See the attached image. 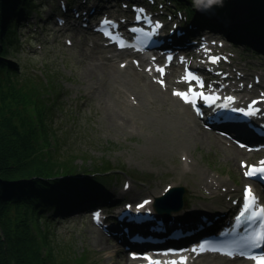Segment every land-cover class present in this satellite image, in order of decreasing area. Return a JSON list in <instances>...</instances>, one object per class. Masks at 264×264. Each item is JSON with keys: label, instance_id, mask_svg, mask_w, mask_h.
I'll use <instances>...</instances> for the list:
<instances>
[{"label": "rangeland", "instance_id": "1", "mask_svg": "<svg viewBox=\"0 0 264 264\" xmlns=\"http://www.w3.org/2000/svg\"><path fill=\"white\" fill-rule=\"evenodd\" d=\"M62 1L34 0V6L28 11L29 17L26 18L25 25L21 26L23 21H20L17 26L18 32L14 35L13 50L9 56L11 60H16L18 64L29 69L28 72L35 69L46 79L49 75L51 85L55 89L48 94L50 99L47 103L46 116L44 112L40 114L42 126L47 128L51 124L57 130V136L65 140L62 156L71 159L76 157L74 161L76 170L86 174L84 178L95 183L96 193L84 201H87L88 205L98 203L96 207L102 206L106 213L111 209L115 210L116 207L125 204L127 199L113 200L115 192L113 188L116 185L124 186L123 182L129 180L130 193L137 198L139 195L155 199L167 192L170 187L185 186L186 191L182 193L184 207L172 211L180 222L224 207L222 196L226 193H240L245 182L239 180L237 170L234 169L235 164L240 168V174L243 173L240 162L245 157L239 155L234 159L235 152H241L240 148L226 137L199 124L200 129L208 133L204 137L206 144L197 142L185 150L162 156L154 152L147 146L148 143L144 142V137L156 131V126L160 124L194 125L196 122L190 115L193 114L190 107L186 113L179 99L170 98L172 87L168 89L163 87L162 90L165 91L159 94L151 88L150 98L134 99L133 92H138L139 89L138 81L132 75L129 65H121L120 69L115 67L120 65L117 59L110 62L113 68L100 66L96 70L98 78L105 80L104 87H107L102 91L98 90L96 85H100V82L89 70L93 62L92 56L96 57L94 61H99L98 57L102 53L98 45L94 46L88 42L83 45L82 35L76 36L73 44L66 43V39L73 36L74 28L70 29L69 24L59 27L53 20V12ZM226 1L232 23L239 24L242 20L245 22L249 20L248 1L222 0V8ZM197 3L198 6L202 4L200 0ZM120 7H124L122 3ZM168 7L184 10L173 2ZM71 8L69 14L72 15ZM84 8L85 5L81 10ZM220 9L217 7L212 11ZM199 11L205 9L199 7ZM25 16L20 14L19 19ZM236 26L237 29L243 28ZM223 30L226 31L227 28ZM247 33L250 36V32ZM223 37L220 39L221 42L235 53L234 63L231 65L224 63L223 66L230 74L234 68L237 72H245L247 82L254 83V76L259 75L263 82L248 97L259 94L264 88V55H258L252 49L235 47L230 40ZM7 46L9 47L8 43ZM130 64H133L132 61ZM135 68L142 72L138 67ZM31 75L35 76L34 73ZM150 78L152 79L151 76ZM156 83L158 84L157 81ZM108 91L111 99L106 95ZM123 122L127 123V128L120 127L119 124ZM52 138L55 145L54 137ZM68 151L71 156L67 155ZM259 155L246 159L256 160ZM183 160L198 163L207 170V178L214 179L220 185L208 188L197 174L189 170L190 167L185 175L180 174L179 164ZM105 168L109 171H104ZM235 180L240 184L239 189ZM81 189L86 190V186H81ZM232 200L233 198L230 203ZM50 212L51 210L47 209L45 214L50 215ZM90 214V212L73 214L72 218L54 216L58 219L52 222V232L56 242L62 243L65 248V257L72 255L74 264H127V257L123 253L115 254L113 258L108 256L109 248L104 246L110 244L112 239L108 238L103 244L96 241L98 232L89 217ZM40 222L44 225V217ZM0 234L2 235L1 232Z\"/></svg>", "mask_w": 264, "mask_h": 264}, {"label": "trees", "instance_id": "2", "mask_svg": "<svg viewBox=\"0 0 264 264\" xmlns=\"http://www.w3.org/2000/svg\"><path fill=\"white\" fill-rule=\"evenodd\" d=\"M13 1L0 0V264H74V257H65V248L56 242L53 220L45 211H57L62 202L67 206L74 204L75 195H82L75 193L78 186L89 183L94 189L95 183L76 170V157L62 156L65 140L57 136V130L51 124L42 126L40 114L44 112L46 116L48 94L55 89L49 75L46 79L35 69L28 72L10 59L19 15H26L34 5L33 0H20L17 4V0ZM196 1L187 6L189 17L195 22L214 29L230 25L232 16L227 1L222 8V0H204L209 9L221 8L217 15L227 18L221 22L205 12L198 15ZM245 1L249 3V20L238 26L264 42V0ZM244 37L241 32L232 34L234 40L245 43ZM260 50L264 52V48ZM67 155L72 154L68 151ZM105 169L99 170L109 171ZM42 217L44 225L40 222Z\"/></svg>", "mask_w": 264, "mask_h": 264}, {"label": "bare ground", "instance_id": "3", "mask_svg": "<svg viewBox=\"0 0 264 264\" xmlns=\"http://www.w3.org/2000/svg\"><path fill=\"white\" fill-rule=\"evenodd\" d=\"M185 6L186 5H184V7ZM195 36H196L195 38H197L198 41H200L201 37H199V35H195ZM223 38L227 39V37H223ZM229 38H231V37H229ZM191 48L192 49H196L195 47H191ZM111 56L112 55H107V54L101 55V56L98 57L99 61H94L96 57L92 56L93 62H92V65H91L89 71L100 82V85L99 84L96 85L98 90L101 89V91H102L104 89H107V87H104L105 86V80H101L100 78H98V76L96 74V70L100 66H106V68H110V69L113 68L111 63H110L112 61L111 60ZM205 62H206V60H205ZM198 63L204 64V60L201 59L200 61H198ZM113 66H115V65H113ZM115 67L120 69L122 66L119 65V66H115ZM128 67L130 69H132V75H134L135 78L137 79L138 86H139L138 92L137 91L133 92L134 99H139V98H142V97L150 98L151 94H150L149 90H151V88H153L154 91L157 94H159L160 92L165 91V90H162L163 88L161 86H159L156 82H154L150 78L151 71H152V70H150V68H148V67L140 68L142 72H138L137 68H135L133 65H129ZM174 75L176 76V73ZM249 91H251V90L249 89ZM106 95H107V97L109 99H111L109 91L106 92ZM129 98H130V96H129ZM170 98H172L173 100H178V98L176 96L172 95V93H171ZM181 105H182V109H184L185 112L188 113V111H187L188 104H185V103L181 102ZM178 113H180V112L178 111ZM193 114H190V115L192 116L193 120L196 122L194 125L193 124H186V123L185 124L184 123H180V124H178V126L177 125H173V124H160V125L156 126V131H154L153 133H149L150 135L148 137H144V142L148 143L147 146L152 148L153 151L156 152L159 156H162V155H165V154H169L170 152H177L179 150H185L186 148H188L190 146H193L194 144H197V142H198V144H206V139L204 137L207 136L208 133H207V131H205V130L203 131L202 129H200L199 121ZM222 114H223V112L220 111L219 114H218V118H220L222 116ZM256 120H257V118H256ZM205 123L210 128H213L215 126V124L210 123V122H205ZM119 125H120V127L122 129L127 128V126H128L126 122L120 123ZM219 125H220V123H219ZM243 132L246 133V134H249L246 129H243ZM228 135H230V134H228ZM230 136H232V138H236V137H233L234 135H230ZM253 136H255V135L253 134ZM240 150H241V152L240 151L239 152H235L234 159H236V157L239 156V155H242L244 157H248V155L251 153V152L248 153L246 150H242V149H240ZM243 151H245V152H243ZM188 167H190L189 170L193 171L195 174H197L199 176V178L202 181H204L203 184H205L208 188H212L214 186H219L220 185V183H218L214 179H208L207 178V176H208L207 170L204 169L203 167H201L198 163H190L188 161H184L183 160L182 163L179 164L180 174L185 175L186 171L188 170ZM234 169L237 170L236 173H237L238 178H239L240 181H245L246 182L248 180L243 175L244 172L240 174V168H237L235 164H234ZM235 183L237 185V188L239 189L240 188L239 182L235 180ZM123 184H124L125 187L124 186H120V185H116L113 188V189H115L113 200L119 201V200H122V199H125V200L127 199L126 203H130L131 204L130 206L135 207V204H137L138 202H141L142 200L145 199V196H139V195L135 194V195L138 196V198H137V197L131 195V193H130V191H131V182L129 180L124 181ZM236 195H237L236 192H233L231 194H228V193L224 194L222 196V199H221L224 207H222L221 210L216 209L215 213H211L210 216L207 218V220H205V223H208V222L213 223L214 221L209 220V219H214V216H215L216 213L219 214L218 219H220L221 216H222V218L224 217L223 220H225V218L229 217L230 216L229 215V211L232 210V208H233V205L230 203V201H231L232 198H235ZM231 196H233V197H231ZM125 204H123V205H125ZM150 207H153V202L148 203L145 208H149L150 209ZM118 209H120V206L117 207L115 210L111 209L104 216V219H106L107 223L110 226H112L113 228H115V229L117 227L121 228V226L127 227L126 224H128V222L132 223V220H135L134 218H130L132 220H128V222L126 220L119 221L115 217V214L117 213ZM175 217L176 216H174V217H172L170 219H167V220H163L164 223H167V224H165V226H169V225L173 226V223H171V222L174 221ZM198 217H200V216L199 215L194 216L195 219H197ZM244 217L245 216H243V218ZM232 218H233V216H230L229 218H227V221L228 222L231 221ZM200 220H201V217H200ZM140 221H142V223H143L140 226H145L146 228L151 223L155 222V220H153V219L143 220V218H141ZM177 222H178V220H177ZM219 222L220 221H218V224H219ZM192 223H195V225H197V226L200 224V223H197V222H191L189 224H186L183 227H185V228L188 227L189 228L190 226H193ZM177 226L178 227L181 226L180 222L177 223ZM207 228L208 227L206 225V227L204 229H202V230L198 229L197 233L191 235V237L193 239H198L197 237H200V238H207V240H210L208 237H212L214 235H219L218 238H223L221 235H223V233L225 231L229 232V229L219 231L220 229L216 228V229H214L215 231H210ZM97 231H98V237H96V241L100 242L101 244H103L104 242H107L106 237H104V233L102 231H100V230H97ZM211 241L212 240H210V242ZM215 245H216V249H218V252L222 253L223 250H220L221 246L219 244H217V243H215ZM104 247L109 248L108 256L110 258H113V256L115 255V251H114V248L112 247V244H107ZM262 247H263V245L261 246V249H262ZM225 250H227V249H225ZM229 250H231V249H229ZM237 250H240V249H233V251H228V252H231V253H228V254L225 253V256L232 257V256H234L236 254H241V253H245V254H255V253H257L256 251H254L252 249H250L252 251H246V252H240V251H237ZM127 261L129 262L127 264H134V260L133 259L127 258ZM251 262H252L251 260H246V259H230L228 257H223V256L214 257V256H211V255H206L205 254V255H202L199 260L194 261L192 264H251ZM112 264H114V263H112Z\"/></svg>", "mask_w": 264, "mask_h": 264}, {"label": "water", "instance_id": "4", "mask_svg": "<svg viewBox=\"0 0 264 264\" xmlns=\"http://www.w3.org/2000/svg\"><path fill=\"white\" fill-rule=\"evenodd\" d=\"M184 190V186H176L169 192V194L163 196L162 199L159 200L162 201L161 206H163L164 204L165 206H168L167 211L163 213L164 216L169 215L170 211L178 210L183 206L182 193L184 192Z\"/></svg>", "mask_w": 264, "mask_h": 264}, {"label": "snow or ice", "instance_id": "5", "mask_svg": "<svg viewBox=\"0 0 264 264\" xmlns=\"http://www.w3.org/2000/svg\"><path fill=\"white\" fill-rule=\"evenodd\" d=\"M209 2H211V0H209ZM106 23H107V22H106ZM156 26L159 27V24L157 23ZM213 59H214V61H215V58H213ZM191 79H192V80H196V79H198V77H196V76H191ZM191 90H192V91H195L196 89H195V88H192ZM177 94L180 95V93H177ZM203 95H204V94L202 93V94H201V98H203ZM230 99H231V98H230ZM253 103L255 104L256 102H253ZM240 111H243V110H240ZM248 114H249V115H252L253 113L249 112ZM262 174H264V167H261V168L258 170L257 173H254V172H252V171H249V172L247 173V175H249V176H252V175H262ZM247 192H248V195H249V196H252L251 188H248ZM251 211H252V206H251V205L246 206V207L244 208L243 212L241 213V215H247V214H249ZM260 214H261V215H264V209H261V210H260ZM253 218H257V217H253ZM261 242H264V233L261 234V236H260V240H259V241H254V243H255L257 246H259V245L261 244ZM257 264H264V253H261V254H260L259 258L257 259Z\"/></svg>", "mask_w": 264, "mask_h": 264}, {"label": "clouds", "instance_id": "6", "mask_svg": "<svg viewBox=\"0 0 264 264\" xmlns=\"http://www.w3.org/2000/svg\"><path fill=\"white\" fill-rule=\"evenodd\" d=\"M198 2H199V0H198Z\"/></svg>", "mask_w": 264, "mask_h": 264}]
</instances>
